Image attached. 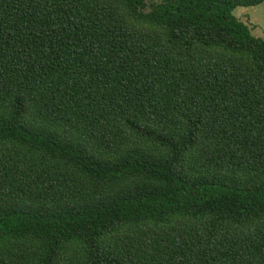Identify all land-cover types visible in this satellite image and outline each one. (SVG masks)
<instances>
[{
    "label": "trees",
    "instance_id": "trees-1",
    "mask_svg": "<svg viewBox=\"0 0 264 264\" xmlns=\"http://www.w3.org/2000/svg\"><path fill=\"white\" fill-rule=\"evenodd\" d=\"M264 0H0V264H264Z\"/></svg>",
    "mask_w": 264,
    "mask_h": 264
},
{
    "label": "rangeland",
    "instance_id": "rangeland-1",
    "mask_svg": "<svg viewBox=\"0 0 264 264\" xmlns=\"http://www.w3.org/2000/svg\"><path fill=\"white\" fill-rule=\"evenodd\" d=\"M233 16L245 23L253 36L264 39V4L253 8H239Z\"/></svg>",
    "mask_w": 264,
    "mask_h": 264
}]
</instances>
